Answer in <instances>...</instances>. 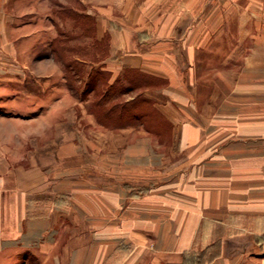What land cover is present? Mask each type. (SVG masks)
<instances>
[{
	"label": "crops",
	"instance_id": "0c3cea01",
	"mask_svg": "<svg viewBox=\"0 0 264 264\" xmlns=\"http://www.w3.org/2000/svg\"><path fill=\"white\" fill-rule=\"evenodd\" d=\"M121 7L97 30L117 29L105 62L152 76L159 118L84 129L52 110L26 165L0 143V250L40 264H264V0Z\"/></svg>",
	"mask_w": 264,
	"mask_h": 264
},
{
	"label": "rangeland",
	"instance_id": "374dc122",
	"mask_svg": "<svg viewBox=\"0 0 264 264\" xmlns=\"http://www.w3.org/2000/svg\"><path fill=\"white\" fill-rule=\"evenodd\" d=\"M123 2L0 0V143L19 163L34 156L41 130L54 129L42 117L52 110L84 129L136 117L148 126L157 122L152 76L127 71L131 83L108 67L115 27L97 38L103 20L123 19ZM93 10L106 17L99 23ZM37 257L25 248L0 250V264H35Z\"/></svg>",
	"mask_w": 264,
	"mask_h": 264
},
{
	"label": "trees",
	"instance_id": "16d2710c",
	"mask_svg": "<svg viewBox=\"0 0 264 264\" xmlns=\"http://www.w3.org/2000/svg\"><path fill=\"white\" fill-rule=\"evenodd\" d=\"M126 78L128 79L129 82L133 83L132 80H131V78H130V76H127V75H126ZM36 261H37V262H36L35 264H40V263L38 262V260H36Z\"/></svg>",
	"mask_w": 264,
	"mask_h": 264
}]
</instances>
